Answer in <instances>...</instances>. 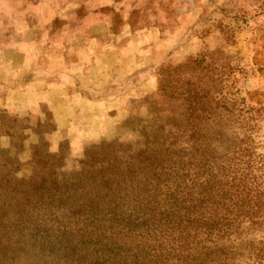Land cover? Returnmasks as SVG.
<instances>
[{
    "label": "rangeland",
    "instance_id": "1",
    "mask_svg": "<svg viewBox=\"0 0 264 264\" xmlns=\"http://www.w3.org/2000/svg\"><path fill=\"white\" fill-rule=\"evenodd\" d=\"M141 152L264 162V0H0V234Z\"/></svg>",
    "mask_w": 264,
    "mask_h": 264
},
{
    "label": "trees",
    "instance_id": "2",
    "mask_svg": "<svg viewBox=\"0 0 264 264\" xmlns=\"http://www.w3.org/2000/svg\"><path fill=\"white\" fill-rule=\"evenodd\" d=\"M138 156L114 155L105 178L94 173L105 190L50 187L59 197L44 206L55 209L29 223L40 231L0 234V264H232L241 235L264 223V187L253 174L264 162L243 152Z\"/></svg>",
    "mask_w": 264,
    "mask_h": 264
}]
</instances>
